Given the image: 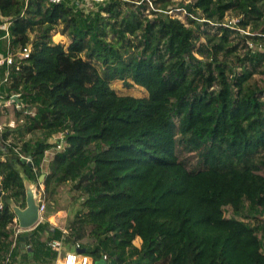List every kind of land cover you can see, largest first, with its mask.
Instances as JSON below:
<instances>
[{
    "label": "trees",
    "instance_id": "obj_1",
    "mask_svg": "<svg viewBox=\"0 0 264 264\" xmlns=\"http://www.w3.org/2000/svg\"><path fill=\"white\" fill-rule=\"evenodd\" d=\"M153 1L148 17V5L109 0L81 27L72 0H0L13 47L32 45L8 92L35 109L27 131L47 132L23 145L25 156L6 148L11 135L0 141V248H12L26 180L45 175L49 207L74 182L78 209L75 227H52L49 239L79 244L94 264H264V219L255 214L264 209V88L252 85L264 67V0H194L183 19ZM60 24L67 46L53 41ZM239 34L257 51L241 56ZM116 81L146 95H121ZM61 132L67 147L58 150L48 140ZM225 207L256 224L226 217ZM38 230L19 235L16 249L29 244L42 262L56 259ZM86 238L97 245H81Z\"/></svg>",
    "mask_w": 264,
    "mask_h": 264
},
{
    "label": "rangeland",
    "instance_id": "obj_2",
    "mask_svg": "<svg viewBox=\"0 0 264 264\" xmlns=\"http://www.w3.org/2000/svg\"><path fill=\"white\" fill-rule=\"evenodd\" d=\"M125 1H127L130 4V7L134 9L137 5H140V4H143L145 7H147L146 5H148L149 9L145 10V14L148 17L153 16L152 8L157 10L156 4H154L153 0H125ZM156 1L158 3V7H161L163 5L167 6L168 9H173L170 11L172 15L176 16L178 14L177 16L183 19L184 12H183V9L181 8L182 5H186L194 0H163V1L156 0ZM72 2H74V4L77 5V11H78L77 13L81 14V17L79 16L80 26L84 27L85 26L84 20L89 19V17H92L96 15L98 12H100L101 7L105 5L106 3H108L109 0H72ZM232 18H233L232 15L229 14L226 19L228 21L229 20L236 21V19H232ZM63 29H64V25L60 24L56 26V28L51 30V34L53 35V41L55 43H62L65 46H67L70 43V38L68 37V35H63L62 33ZM241 34L245 36L248 34V32L241 31ZM241 34H239V36L236 35V41H239V40L241 41L239 44V46L240 45L241 46L238 50L239 54L243 56L247 54L249 49H252L254 52H256L257 51L256 45H253L251 40L244 39V37ZM241 39H244L243 42ZM233 62L236 66L239 67V60L236 57H233ZM252 85L257 86L259 88H264V67L263 65H262V68L259 69L258 73L254 75ZM114 87L117 89L118 93L121 95L129 94V95H133L137 97H142L146 95V93L144 92L142 88H139V87L127 88L120 81H116L114 83ZM11 114H12L11 112H8L7 117H9ZM35 115H36V112H35V109H33L32 116H35ZM22 118L24 119L23 123H19L17 130L13 132V134H11V136L9 137V140L7 141L8 143H7L6 148L15 147L14 148L15 152L20 153L22 156H25L24 152H22L23 145L28 144V145L33 146L35 143L42 141L44 137L47 138L46 136L47 132H44V131H35L31 133L28 132L27 126H31L32 124L31 118L33 117L27 118V116L22 112V115L17 116L16 119H22ZM66 133L67 132H61L57 135H54L51 139L48 138L49 139L48 142L51 144H57L62 134L66 135ZM1 140L2 139H0V141ZM6 148L4 146L1 147V151H3L2 149L5 150ZM5 152L3 151V155L6 154ZM53 152H54V149H51L48 151V154L46 155V162L49 161L53 157ZM47 165L48 164H43V167L41 169L42 171L41 174L46 172ZM260 174L264 175V167L260 169ZM41 176L39 177L36 183L31 182V185L34 188L35 192L37 189V200H39L40 198L38 196L39 195L38 189H40L39 184H42L43 187L45 188L43 184V179H41ZM73 185H74V182H70L65 186H61L59 188L60 194L56 199V203H53L51 207H49L50 200L45 192V196L42 197V200H44L47 210L43 212V217L46 220V216L49 213L51 214L53 213L52 215L53 217H56V219L52 221L53 218L51 217L48 221L46 220V222L40 221V223L34 228V229H39L38 234H39L40 239L45 240L47 242H54L55 240L53 239L50 240L52 237L49 239L50 234H48L49 230L52 229V227H57L58 225H60L62 226V228L66 230L67 233L69 232L70 229L75 227L77 221H75L74 219H75L78 209H77V206L75 205L76 201H74L72 198L73 192L71 191V188L73 187ZM224 212H225V216L228 218L238 219L248 225L256 224V221L252 219L250 216H248V214L235 213L231 207H225ZM255 214L258 217H261L264 219V209H258L255 212ZM47 223H52V225L47 224ZM14 240H15V237H14ZM134 244L137 247H141L142 241L139 238H137L134 241ZM81 245L90 246V248H92L95 245H97V243L96 241H94V239L86 238L81 242ZM63 246L66 247L68 245L63 244ZM262 246H263V252H264V241H262ZM16 248H13V245H12V248H9V247L6 249L0 248V264H61L60 260L62 259V256L60 258L57 257L56 259H50L49 257H47V260H44V262H42L41 260L37 259L34 255L30 254V252L25 251L24 248H21V249L20 248L16 249ZM105 248L107 251L112 249L110 244H105ZM126 258L132 259V260L135 259V257L132 255V252H130L129 255H126Z\"/></svg>",
    "mask_w": 264,
    "mask_h": 264
},
{
    "label": "built area",
    "instance_id": "obj_3",
    "mask_svg": "<svg viewBox=\"0 0 264 264\" xmlns=\"http://www.w3.org/2000/svg\"><path fill=\"white\" fill-rule=\"evenodd\" d=\"M66 0H48L49 4H61ZM0 30H5L6 34L0 36V45L1 43L5 47L4 50H0V139H3V136L8 134L11 135L15 132L19 126V123H23L22 119H16L11 114L9 117L8 109H14L12 112L20 111L23 112L26 116L29 114H33L31 107L27 109V103H25L24 99L21 97L20 93L8 92V88L11 86L13 82V77L18 74L20 71V66L24 63L25 60L29 59L32 45L28 44L26 46H21L18 48L13 47L11 35L9 34V23L0 24ZM5 89V94L3 93ZM67 147L66 140L64 138V134L60 137V140L56 144V149L63 150ZM27 161L31 162L30 158L23 157ZM36 183V182H32ZM40 189H38V196L40 197L37 200L40 207V221L46 222L43 217V212L47 210L46 204L42 197L45 196V188L42 184H39ZM36 198H37V189H36ZM3 202H0V208H3ZM13 237L15 240L13 242V248L17 247V242L19 239V235H21L25 230H23L18 222L17 217H14L12 224ZM49 245L53 249H57L58 257L62 256L60 260L61 264H94L93 258L89 255L84 254L79 248L80 245L77 244V249L69 250L63 246L62 241L55 240L54 242H49ZM25 250L30 251L31 245L26 244ZM106 259V256L104 257Z\"/></svg>",
    "mask_w": 264,
    "mask_h": 264
},
{
    "label": "water",
    "instance_id": "obj_4",
    "mask_svg": "<svg viewBox=\"0 0 264 264\" xmlns=\"http://www.w3.org/2000/svg\"><path fill=\"white\" fill-rule=\"evenodd\" d=\"M45 175L41 176L44 179ZM27 186V206L21 209L13 206V211L18 219L20 227L25 231L33 230L40 223V207L37 202L36 193L31 185V181L26 180ZM2 193L0 192V197Z\"/></svg>",
    "mask_w": 264,
    "mask_h": 264
},
{
    "label": "crops",
    "instance_id": "obj_5",
    "mask_svg": "<svg viewBox=\"0 0 264 264\" xmlns=\"http://www.w3.org/2000/svg\"><path fill=\"white\" fill-rule=\"evenodd\" d=\"M52 218H53V220H52V221H54V220L56 219V217H53V216H52ZM50 224L52 225V223H50Z\"/></svg>",
    "mask_w": 264,
    "mask_h": 264
}]
</instances>
